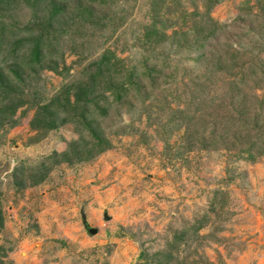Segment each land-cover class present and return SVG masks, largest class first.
Segmentation results:
<instances>
[{"label": "rangeland", "instance_id": "rangeland-1", "mask_svg": "<svg viewBox=\"0 0 264 264\" xmlns=\"http://www.w3.org/2000/svg\"><path fill=\"white\" fill-rule=\"evenodd\" d=\"M19 39L0 264H264V0H0Z\"/></svg>", "mask_w": 264, "mask_h": 264}, {"label": "trees", "instance_id": "trees-1", "mask_svg": "<svg viewBox=\"0 0 264 264\" xmlns=\"http://www.w3.org/2000/svg\"><path fill=\"white\" fill-rule=\"evenodd\" d=\"M26 38V37H25ZM27 39V38H26ZM38 42V41H37ZM29 45V43L23 41V39H19L15 44V50H13V61L11 65L14 66L17 69H11V72L15 75V78H11L10 76H7L3 70L2 67H0V115L6 114L5 110L7 111V114L12 113L13 115L16 114L17 109L22 107L20 98L17 96L16 89L21 88L20 85L23 84L24 78L20 75V70H25V68H29L33 70L35 67L39 66V63L41 61V55L43 54L42 48L38 45L35 47L34 50L31 49V53H28L26 51L20 52L23 47L25 48V45ZM12 55V54H11ZM19 69V71H18ZM68 96V94H67ZM68 100V98H67ZM80 102V100H79ZM7 104V106H6ZM81 104V105H80ZM73 105V106H71ZM71 106V107H70ZM84 109L83 112H85L86 104L85 103H77V101L72 104L69 103L68 108L70 107L69 111L76 108L77 110H80V108ZM68 111V112H69ZM5 112V113H4ZM65 112V111H64ZM67 112V113H68ZM78 113L70 116L71 118H81V117H75ZM51 121L46 120L45 125L50 124ZM263 154H260V157H262Z\"/></svg>", "mask_w": 264, "mask_h": 264}, {"label": "water", "instance_id": "water-1", "mask_svg": "<svg viewBox=\"0 0 264 264\" xmlns=\"http://www.w3.org/2000/svg\"><path fill=\"white\" fill-rule=\"evenodd\" d=\"M91 235H96L98 233L97 229H88L87 230Z\"/></svg>", "mask_w": 264, "mask_h": 264}]
</instances>
